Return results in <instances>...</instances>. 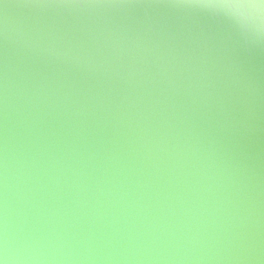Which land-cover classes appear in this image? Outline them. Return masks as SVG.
<instances>
[{"label":"water","instance_id":"water-1","mask_svg":"<svg viewBox=\"0 0 264 264\" xmlns=\"http://www.w3.org/2000/svg\"><path fill=\"white\" fill-rule=\"evenodd\" d=\"M0 264H264V22L0 0Z\"/></svg>","mask_w":264,"mask_h":264},{"label":"snow or ice","instance_id":"snow-or-ice-1","mask_svg":"<svg viewBox=\"0 0 264 264\" xmlns=\"http://www.w3.org/2000/svg\"><path fill=\"white\" fill-rule=\"evenodd\" d=\"M200 7L246 9L251 16L264 22V0H190Z\"/></svg>","mask_w":264,"mask_h":264},{"label":"clouds","instance_id":"clouds-1","mask_svg":"<svg viewBox=\"0 0 264 264\" xmlns=\"http://www.w3.org/2000/svg\"><path fill=\"white\" fill-rule=\"evenodd\" d=\"M231 10H237L238 11V10H241V9H231Z\"/></svg>","mask_w":264,"mask_h":264}]
</instances>
